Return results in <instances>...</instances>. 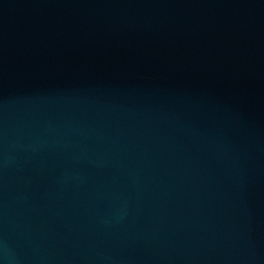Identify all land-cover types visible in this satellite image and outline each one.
I'll return each instance as SVG.
<instances>
[{
    "label": "water",
    "instance_id": "water-1",
    "mask_svg": "<svg viewBox=\"0 0 264 264\" xmlns=\"http://www.w3.org/2000/svg\"><path fill=\"white\" fill-rule=\"evenodd\" d=\"M0 264H264V0H0Z\"/></svg>",
    "mask_w": 264,
    "mask_h": 264
}]
</instances>
